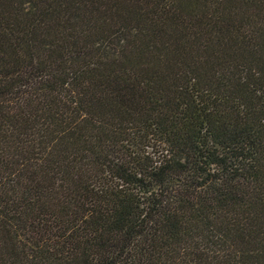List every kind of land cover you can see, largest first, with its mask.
<instances>
[{"label": "trees", "instance_id": "1", "mask_svg": "<svg viewBox=\"0 0 264 264\" xmlns=\"http://www.w3.org/2000/svg\"><path fill=\"white\" fill-rule=\"evenodd\" d=\"M0 264H264V0H0Z\"/></svg>", "mask_w": 264, "mask_h": 264}]
</instances>
